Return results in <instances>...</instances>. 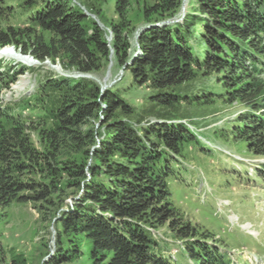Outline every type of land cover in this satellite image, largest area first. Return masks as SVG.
<instances>
[{"label":"trees","instance_id":"1","mask_svg":"<svg viewBox=\"0 0 264 264\" xmlns=\"http://www.w3.org/2000/svg\"><path fill=\"white\" fill-rule=\"evenodd\" d=\"M4 1L0 48L13 45L38 61L100 74L111 46L125 69L103 91L87 77L46 80L24 99L33 102L32 115L0 107V207L32 201L55 219V249L43 264H181L156 230L196 234L175 218L171 184L185 145L197 152L202 144L183 123L145 122L142 113L176 120L186 116L179 114L183 104L237 101L243 126L235 130L263 154L264 0H189L181 22L161 25L178 14L182 0H154L141 8L148 27L127 64L131 0H24L22 26L2 24L12 10ZM84 9L111 31L110 43L108 29ZM212 74L217 96L194 82ZM68 196L73 203L60 210ZM183 246L194 264L223 262L202 241ZM8 251L1 264H27L22 253Z\"/></svg>","mask_w":264,"mask_h":264},{"label":"rangeland","instance_id":"2","mask_svg":"<svg viewBox=\"0 0 264 264\" xmlns=\"http://www.w3.org/2000/svg\"><path fill=\"white\" fill-rule=\"evenodd\" d=\"M23 1H4V5L12 7V10L6 13L3 25L24 24V9L21 6ZM153 1L130 2L126 19L128 27H133V32L128 38L130 58L126 64L131 60V54L137 45L134 33L148 26L144 23L141 8ZM188 4L189 0H186L178 14L164 20V24L173 23L175 19L182 20ZM104 10L107 16H112L110 2ZM102 28L107 27L102 23ZM1 48L10 51L12 56H0V107H15L20 115H32L29 109L33 102L29 103L24 99L32 95L41 83L62 77L74 78V72H77L73 68L64 67L59 60L38 61L30 55L22 54L13 45ZM20 55H26L36 64L27 65L13 58L21 57ZM52 67H59L62 71H56ZM124 69V65H120L114 58V51L110 46L109 60L102 72L87 74H90V79L99 82V85L105 78V83H110V87L120 81ZM217 77V74L198 76L194 82L207 86L213 96H217L214 91L218 87ZM20 82L23 83V88L17 90L15 86ZM196 93L200 95L201 92ZM212 99L207 104H191L186 107L183 104L179 114L186 116L172 121L183 123L187 127L189 125L192 128L189 131L202 144L197 146V152L192 144L185 145V159L178 157L183 163L180 167L173 168L175 171L171 184L177 208L175 218H179L181 223H191L196 234L178 238L165 226L158 228L156 232L166 239V252L173 259L182 261L181 264H194L183 246L186 240L202 241L216 247L221 254L222 264H264V153L256 154L246 139L239 136L240 132L235 130L243 126L237 119L244 107H240L237 101L228 102V98ZM138 102L144 103L141 98H138ZM142 115L145 122L156 120V113ZM73 191L69 189V193ZM179 192L181 194H177ZM74 199L72 196L66 197L60 210L67 209ZM39 206V203L27 201L0 207V259L8 260V250L12 249L16 253H22L27 264H43L53 253L55 219L49 220L46 210Z\"/></svg>","mask_w":264,"mask_h":264},{"label":"water","instance_id":"3","mask_svg":"<svg viewBox=\"0 0 264 264\" xmlns=\"http://www.w3.org/2000/svg\"><path fill=\"white\" fill-rule=\"evenodd\" d=\"M186 2V0H183V3H182V5H184V3ZM183 7V6H182ZM84 12L87 14V15H90L93 19H95V21H96V23L100 26V27H102V23L98 20V18L96 17V15L95 14H93V13H89L88 11H86L85 9H84ZM166 21H163V22H159V23H156V25H161V24H163V23H165ZM148 27V26H147ZM147 27H143V28H141V29H139V30H137L135 33H134V38H135V40L137 41V38H138V36H139V34H140V32H142V30H144L145 28H147ZM108 32H109V34H108V36H107V40L108 41H110V39H111V33H110V31L108 30ZM133 56H135V55H132L131 57H133ZM79 77H87V78H89V77H91L90 76V74H87V73H83V72H74V78H79ZM103 82V83H102ZM102 82L100 83V90L101 91H103L104 89H106L109 85H110V83H105V78L102 80ZM99 83V82H98Z\"/></svg>","mask_w":264,"mask_h":264},{"label":"bare ground","instance_id":"4","mask_svg":"<svg viewBox=\"0 0 264 264\" xmlns=\"http://www.w3.org/2000/svg\"><path fill=\"white\" fill-rule=\"evenodd\" d=\"M10 51H8L7 49L5 48H1L0 50V56H4V55H8V56H12V54L10 55ZM17 55V54H16ZM19 55V54H18ZM21 57H16V56H13V58H15L16 60L20 61V62H23L27 65H35L36 63H34L33 61H31L30 59H28L27 57H25L26 55H20ZM28 56V55H27ZM54 68L56 71H62L59 67H52ZM24 79V78H23ZM22 79V80H23ZM22 82V81H21ZM18 84L17 86H15V88L17 90H21L23 88V83Z\"/></svg>","mask_w":264,"mask_h":264},{"label":"built area","instance_id":"5","mask_svg":"<svg viewBox=\"0 0 264 264\" xmlns=\"http://www.w3.org/2000/svg\"><path fill=\"white\" fill-rule=\"evenodd\" d=\"M175 20H178V19H175ZM134 51H136L137 53H139V52H140L139 45H136V48H135V50H134ZM153 122H167V121H162V120H155V121H153Z\"/></svg>","mask_w":264,"mask_h":264}]
</instances>
